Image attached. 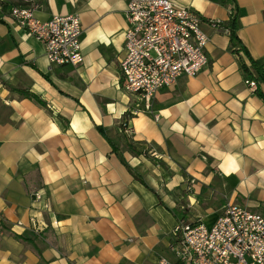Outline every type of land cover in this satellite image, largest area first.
<instances>
[{
	"label": "crops",
	"instance_id": "crops-1",
	"mask_svg": "<svg viewBox=\"0 0 264 264\" xmlns=\"http://www.w3.org/2000/svg\"><path fill=\"white\" fill-rule=\"evenodd\" d=\"M129 1L0 0V264H156L177 259L181 219L212 226L228 203L264 215V98L240 50L264 69V0H173L201 15L209 64L150 103L120 69ZM15 5L78 13L83 61L51 66Z\"/></svg>",
	"mask_w": 264,
	"mask_h": 264
},
{
	"label": "built area",
	"instance_id": "built-area-1",
	"mask_svg": "<svg viewBox=\"0 0 264 264\" xmlns=\"http://www.w3.org/2000/svg\"><path fill=\"white\" fill-rule=\"evenodd\" d=\"M10 16L43 43L51 66L83 61L78 13L41 20L35 7L15 5ZM127 20L120 69L129 93L150 103L181 76L197 75L208 66L209 36L199 13L173 0H130ZM245 83L253 91L258 88L249 76ZM174 233L177 259L161 257L156 264H264V215L241 204L228 203L212 226L181 219Z\"/></svg>",
	"mask_w": 264,
	"mask_h": 264
},
{
	"label": "trees",
	"instance_id": "trees-1",
	"mask_svg": "<svg viewBox=\"0 0 264 264\" xmlns=\"http://www.w3.org/2000/svg\"><path fill=\"white\" fill-rule=\"evenodd\" d=\"M227 2H230V3H236V0H226ZM233 15L232 17L230 18L229 22L227 23V28L229 29L230 31V36H231V41L234 45H238V44H242L241 43V40L238 36V33H237V30H238V8L237 6L235 7V9H233ZM242 51H244L250 58L251 60V63L257 73V76L254 75V73L252 72V70L249 68V66L245 63V61H241V67L242 69L244 70L245 73L248 74L249 77H251L252 79L254 80H263L264 81V69H263V64L260 63L259 61H257L256 59H254L248 49L242 44V47L241 49ZM240 50H235L236 52H239ZM257 93L259 95H261L263 98H264V94L260 91V89H257ZM28 96H30L31 98L35 99L36 101L40 102V103H43L42 99L35 95V94H32V93H29ZM100 130L105 133L104 129L103 128H100ZM106 134V133H105ZM114 150H117V149H114ZM132 170V169H131ZM135 176L137 178H140L138 175L135 174Z\"/></svg>",
	"mask_w": 264,
	"mask_h": 264
}]
</instances>
